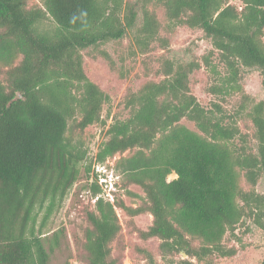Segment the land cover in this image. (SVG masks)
Instances as JSON below:
<instances>
[{
	"label": "trees",
	"instance_id": "1",
	"mask_svg": "<svg viewBox=\"0 0 264 264\" xmlns=\"http://www.w3.org/2000/svg\"><path fill=\"white\" fill-rule=\"evenodd\" d=\"M42 1L43 7H29L28 0H0V62L8 67L0 79V264H49L48 217L82 171L90 181L94 163L117 154L127 191L138 197L129 189L137 185L145 196L136 206L96 200L85 230L89 264L123 263V247L113 249L123 231L115 206L132 218L153 216L146 229L132 219L133 229L144 241L158 238L169 264L234 256L238 248L225 238L240 239L239 228L264 248V192L257 190L264 176V100L243 85L244 70L254 69L264 86V0H240L241 6L230 0ZM150 5L165 8V24ZM47 17L57 24L53 31L38 26ZM179 27L201 30L212 48L186 60L154 57L155 74L163 77L128 89L123 105L129 116L113 118L108 138L89 158L83 137L74 134L106 124L102 111L110 96L87 75L84 51H96L116 69L103 45L131 35L133 52L149 57L170 47L161 29L171 35ZM203 66L215 76L208 92L224 102L240 96L234 112L219 101L206 107L198 100L191 76ZM243 118L253 124L255 144L238 123ZM172 173L178 177L169 181ZM89 184L98 196L101 187ZM37 208L46 210L38 229ZM58 238L57 232L54 244ZM139 250L142 264H161L148 248ZM182 253L187 257L177 259Z\"/></svg>",
	"mask_w": 264,
	"mask_h": 264
},
{
	"label": "rangeland",
	"instance_id": "2",
	"mask_svg": "<svg viewBox=\"0 0 264 264\" xmlns=\"http://www.w3.org/2000/svg\"><path fill=\"white\" fill-rule=\"evenodd\" d=\"M124 1L126 2V0ZM230 2L238 6L242 5L240 0H230ZM28 6L43 7L44 3L42 0H28ZM149 7L156 11L162 24H165V8L155 5H150ZM38 26L42 30L53 31L57 27V24L51 17H47L42 20ZM160 34L162 36H170V47L168 50L156 48L149 54V57L140 52H133L134 48L131 35L125 36V38L120 41H112L103 45L101 48L109 52L112 59L115 61L116 69H112L109 62L96 51H84V68L87 75L110 96V101L104 104L102 111V117L106 120V124L96 123L88 126L82 133L76 132L74 134L75 138L79 136L83 137L86 146L89 148V158L95 157L102 142L108 138L106 131L109 124L113 122V118L117 116L126 118L129 116L128 109L124 108L123 105L128 89L131 88L136 91L147 81H158L163 77L162 75L155 74V71L159 68V62H157L154 57L165 54L170 58L176 57L186 60L191 57L192 53L196 54V56H202L212 48L210 40L205 38L203 32L198 29L179 27L176 32L171 35L161 29ZM21 58L22 56L19 55L15 64H17ZM214 60L218 63L216 59ZM147 62H149L148 69H151L150 74L146 73ZM7 68V66L0 62V79L5 78L4 72ZM219 68L221 67L219 66ZM214 77L211 70L205 66L195 71L191 76L192 91L204 106L211 107L213 101H219L224 108L229 110L228 112H234L232 110L236 106L240 96H234L224 102L221 100L220 96L208 92V86L215 82ZM262 78L258 70H244V88L246 92L257 101L264 100ZM182 123L192 129H196L192 121L183 119ZM238 123L243 132L249 133L248 140L255 144L256 140L252 135L254 127L251 120L243 118L238 120ZM127 154L128 152L124 155ZM119 158L120 155L117 154L105 161L109 162L110 169H112L110 171L118 175L117 190L114 192V202L123 199L127 204L136 206L141 202L145 193L139 186L131 185L129 189L138 194V197H133L129 194L123 183V175L116 169ZM176 177V173H172L168 176V180H173ZM90 182L91 178L89 181L88 176L82 171L81 176L70 189L61 207L59 209H54L48 217L46 225L43 228V232H45L43 234L45 237L43 238L46 249L50 254L49 264H89L88 252L85 247V230L90 225L87 213L89 210L94 209L96 202L89 188ZM257 190L264 192V176L259 180ZM115 207L123 226V231L119 238L120 240L114 242L113 249L114 252H118V250L123 247L122 264H142L145 259L143 253L139 250L140 246L148 248L161 264H169L167 260L162 259L160 256V240L158 238H151L144 241L133 229L132 219L138 227L146 229L152 223L153 216L150 213H142L132 218L120 207ZM45 214V209H36V229L39 228ZM60 230L63 231L60 232ZM57 232L59 233L58 243L54 244L55 234ZM236 233L240 239L234 238L228 233L225 242L227 245L236 246L238 248L237 253L231 257L212 256L213 264H260L264 256V248L258 246L254 242L251 234L243 233L242 228H239ZM52 244L54 248L51 250L50 247ZM186 257L184 253L176 255L177 259ZM192 261L193 264H204V262H197L194 258Z\"/></svg>",
	"mask_w": 264,
	"mask_h": 264
},
{
	"label": "built area",
	"instance_id": "3",
	"mask_svg": "<svg viewBox=\"0 0 264 264\" xmlns=\"http://www.w3.org/2000/svg\"><path fill=\"white\" fill-rule=\"evenodd\" d=\"M109 162H95L91 173V181H96L101 187L102 191L95 197V201L99 197H103L114 203V192L117 190L118 178L116 173L110 171Z\"/></svg>",
	"mask_w": 264,
	"mask_h": 264
},
{
	"label": "water",
	"instance_id": "4",
	"mask_svg": "<svg viewBox=\"0 0 264 264\" xmlns=\"http://www.w3.org/2000/svg\"><path fill=\"white\" fill-rule=\"evenodd\" d=\"M177 175V174H176ZM177 177H178V175H177ZM185 254V253H184ZM186 255V254H185Z\"/></svg>",
	"mask_w": 264,
	"mask_h": 264
}]
</instances>
